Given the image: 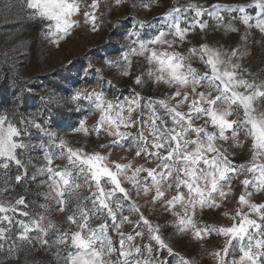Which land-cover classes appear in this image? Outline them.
<instances>
[{"label": "snow or ice", "instance_id": "1", "mask_svg": "<svg viewBox=\"0 0 264 264\" xmlns=\"http://www.w3.org/2000/svg\"><path fill=\"white\" fill-rule=\"evenodd\" d=\"M101 2L106 10L97 15ZM123 3L114 0L115 6ZM153 5L159 6L160 0L132 6L150 10ZM19 7L57 48L76 28L99 31L110 11L107 0H20ZM252 7L257 10L254 16L246 10ZM238 24L244 27L240 42L247 45L255 31L261 37L257 43L264 44V0L208 6L174 0L158 22L137 20L124 36L119 57L105 58L95 68L96 84L75 89L69 98L76 111L84 113L71 131L86 140L95 136L97 145L91 151L73 147L51 129L50 119L42 123L35 113L0 114V264H29L27 258L21 262V253L37 243L62 251L61 264H193L163 238L161 225L144 214L141 196L145 204L159 205L173 218L177 236L201 247L212 237L221 239L222 247L208 253L214 264H264V200H255L264 194V79L244 67L248 52L240 50V42L225 49L190 39L197 30L202 39L210 30L240 33ZM145 28L150 35L143 33ZM197 62L203 71L194 66ZM143 65L147 67L133 75ZM104 66L132 78L141 90L151 81L169 91L153 97L133 89L123 99L109 98L104 84L117 86L112 79L105 81ZM93 68L89 62L85 80ZM89 116L95 117L91 125ZM31 129L47 141L32 143ZM35 150L42 152L40 165L33 164L31 156L23 159ZM114 151L126 155L112 159ZM245 154L246 159H237ZM138 159L143 163H136ZM57 160L66 163L61 167ZM13 165L16 184L28 177L29 166L35 168L33 181L46 176L39 181L48 188L42 194L46 202L39 204L43 212L30 210L24 195L5 199V192L14 189L8 174ZM234 181L241 186L236 207L221 213L231 222H205L206 210H219L235 195ZM49 200L66 214L68 227L62 233L48 219ZM134 215L138 219L133 220ZM94 221L99 222L93 226ZM125 225L132 230L126 232ZM52 230L60 234L50 244Z\"/></svg>", "mask_w": 264, "mask_h": 264}, {"label": "rangeland", "instance_id": "2", "mask_svg": "<svg viewBox=\"0 0 264 264\" xmlns=\"http://www.w3.org/2000/svg\"><path fill=\"white\" fill-rule=\"evenodd\" d=\"M87 2L90 3L91 0H87ZM140 2L141 0H125V3L115 6L114 0H107L110 11L103 17L106 22L99 31L92 32L85 27L76 28L66 41L62 42L57 48L42 34L39 24L32 23L27 19L26 10L19 7L20 0H0V100L1 97L10 99L13 107L8 109L0 106V114L7 113L11 115V113L16 112L17 114L27 115L35 113L42 118V123L50 119L51 129L66 138L73 147L86 146L88 151L93 150L97 145L95 136L86 140L81 135L74 134L71 131L84 113L77 112L76 104L69 98L75 89L96 84L98 76L95 68L100 67L105 58L116 59L119 57L126 44L124 36L128 29L137 26V20L156 23L159 16L174 4V0H160V5H153L150 10L143 7L134 9L132 5ZM177 2L179 5H186L189 0H177ZM196 2L205 6L215 3L241 5L253 3V0H196ZM105 10V5L101 2L97 15ZM246 10L253 16L257 11L255 7ZM154 18L157 19L154 20ZM80 19L83 20L82 17ZM113 23L116 24V27L112 26ZM209 23L213 24L212 21H209ZM237 26L240 27V33L224 35L222 30H210L207 37L202 39L199 30H197V34L192 35L190 39L195 44L206 40L213 46L223 45L225 49H230L240 42V35L244 32L242 25L238 24ZM142 31L145 34H151L150 29L145 28ZM260 39V34L254 31L253 35L249 37L247 45L240 42V50L248 52L243 62L244 67L250 68L253 74H259V78L264 79V44L257 43ZM186 47L182 51L186 50ZM5 53L7 58H5ZM69 60L72 61L70 66L68 65ZM89 62L93 64L94 68L87 74V80H85L86 73L84 69ZM194 66L200 68L201 71L204 70L198 62ZM146 67L147 65L137 66L133 75L139 74ZM104 78L105 81L112 79L117 86L113 89L109 88L107 83L104 84L109 98L119 96L123 99V97L131 95L133 89L142 91L144 96L153 97H163L164 93L169 91L163 85L159 88L154 87L151 81L141 90L133 84L132 78L120 77L116 69H109L107 66H104ZM251 78L249 77V79ZM145 79L147 78L145 77ZM50 95L51 99H49ZM94 121L95 117L89 116V124L91 125ZM30 134L32 143L46 142L48 139L35 129H31ZM56 151L58 152V149ZM231 151L232 149H229V152ZM125 155L124 152L114 151L112 159L119 160ZM127 155L131 159L134 152ZM28 156L34 158L33 164L35 165L43 163L40 150L31 151L23 159L27 161ZM36 157H40V159H35ZM246 158V154L237 157L238 160ZM65 163L64 160L55 161V164L61 167ZM136 163H143V161L138 159ZM147 166H153V164ZM3 171V169H0V173H3ZM34 171L35 168L29 166L28 177L16 184L14 177L18 174V170L13 165L8 174L12 177L11 183L14 185V189H8L4 197L5 199L14 200L20 195H24L29 203V209L34 210L35 213H41L44 210L39 208V204L46 202L42 194L46 193L48 188L39 184V181L46 179V176H38L35 181L31 179ZM234 185L235 195L231 196L219 210H206L203 216L205 222L217 225L231 222L223 217L221 213L234 211L236 207V198L240 194L241 186L238 181H234ZM0 187H2V183H0ZM132 195L135 197V192ZM255 200H264V194L257 195ZM138 202L142 206L144 214L154 223L161 225V235L177 252L192 260L193 264H214L208 253L217 247H222L223 241L221 239L212 237L205 242V247H201L196 241L177 236L171 224L173 218L162 212L159 205L153 207L150 204H145L143 196L139 198ZM47 204L49 206L48 219L55 221L62 233L68 227L65 220L66 214L57 211L58 206L55 201L49 200ZM125 214L128 213L125 212ZM17 218L27 220L25 217ZM132 219L136 220L138 217L134 215ZM98 222L94 221L93 226ZM131 230L130 225H125L126 232ZM58 234L60 233L54 230L49 232L47 239L50 244ZM31 235L35 236L37 233L33 232ZM136 243H141L139 238H137ZM61 254H63L62 251L55 246L48 249L42 248L37 243L35 247L29 246L21 253V262L27 258L29 264H61ZM164 257L167 258V252L164 253Z\"/></svg>", "mask_w": 264, "mask_h": 264}, {"label": "trees", "instance_id": "3", "mask_svg": "<svg viewBox=\"0 0 264 264\" xmlns=\"http://www.w3.org/2000/svg\"><path fill=\"white\" fill-rule=\"evenodd\" d=\"M13 105H14V103H13ZM0 106L6 107L8 109L13 108L10 99L2 98V97H1V100H0Z\"/></svg>", "mask_w": 264, "mask_h": 264}]
</instances>
